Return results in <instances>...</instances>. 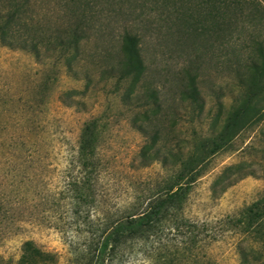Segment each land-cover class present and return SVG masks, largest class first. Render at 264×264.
<instances>
[{"label":"rangeland","instance_id":"rangeland-1","mask_svg":"<svg viewBox=\"0 0 264 264\" xmlns=\"http://www.w3.org/2000/svg\"><path fill=\"white\" fill-rule=\"evenodd\" d=\"M196 5L195 0H100L93 28L73 58L43 49L36 58L0 45L2 261L16 260L28 239L53 253L56 264H75L82 257L75 245L83 246L87 226L82 213L72 215L64 185L67 149L84 120L98 116L106 124L100 155L107 169L95 198L97 209L110 213L123 204L127 190L138 188L129 180L154 182L178 169L164 171L156 161L137 167V151L154 127L160 152L175 146L183 158L199 155L201 145L221 129L239 96L231 65L238 43L202 31ZM125 33L138 39L145 64L129 98L127 81L116 84L108 67L120 58ZM188 75L200 106L183 95ZM148 90L155 92L156 109L145 105ZM137 124H148L144 133ZM228 165L230 176L215 180ZM202 166L187 186L181 210L206 230L200 249L207 264H238L237 245L252 249L261 257L255 264H264V228L243 233L233 227L246 207L264 204V114ZM115 264L150 263L129 246Z\"/></svg>","mask_w":264,"mask_h":264},{"label":"trees","instance_id":"trees-1","mask_svg":"<svg viewBox=\"0 0 264 264\" xmlns=\"http://www.w3.org/2000/svg\"><path fill=\"white\" fill-rule=\"evenodd\" d=\"M99 1L0 0V45L23 50L36 58L41 49L61 55L68 52L73 58L93 28L91 19L98 13ZM195 1L197 17H200L196 23L202 31H210L230 45L238 43L231 63L235 85L239 88L236 104L217 134L201 145L199 155L189 153L183 158L180 148L170 145L160 152L156 147L159 128L154 127L137 151V167L156 161L164 171L178 169L154 182L129 180L128 185L137 183L140 187H130L133 190H127L123 204L111 213L103 206L98 211L95 198L98 181L107 169L100 155L106 124L98 116L84 120L67 149L69 175L64 185L72 215L82 213L87 226L83 246L75 245L77 254L82 255L75 264H115L129 246L136 247L138 254L150 264L208 262L200 249L206 230L183 215L182 202L187 186L198 177L207 159L264 114V0ZM108 67L115 73L116 84L127 81L125 98L136 93L135 85L144 74L145 64L135 35L122 36L120 58ZM187 79L183 95L200 106L194 78L188 75ZM145 96V105L159 107L153 90L146 91ZM145 110L143 116H146ZM146 125L137 124L136 129L144 133ZM170 156H178V160L170 162ZM231 169V165L225 166L215 180L229 177ZM241 212L243 219L241 215L233 219V227L238 231L249 233L260 226L264 228V204L255 202ZM236 252L238 264H255L261 259L245 246L237 245ZM1 259L3 264H56L53 253L30 239L22 241L16 260Z\"/></svg>","mask_w":264,"mask_h":264}]
</instances>
